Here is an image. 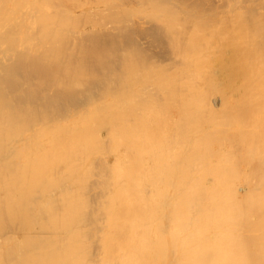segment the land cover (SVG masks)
Returning a JSON list of instances; mask_svg holds the SVG:
<instances>
[{
  "label": "bare ground",
  "instance_id": "6f19581e",
  "mask_svg": "<svg viewBox=\"0 0 264 264\" xmlns=\"http://www.w3.org/2000/svg\"><path fill=\"white\" fill-rule=\"evenodd\" d=\"M0 264H264V0H0Z\"/></svg>",
  "mask_w": 264,
  "mask_h": 264
}]
</instances>
